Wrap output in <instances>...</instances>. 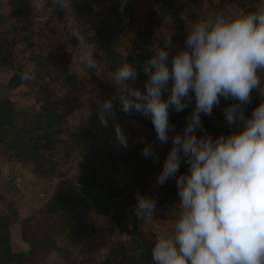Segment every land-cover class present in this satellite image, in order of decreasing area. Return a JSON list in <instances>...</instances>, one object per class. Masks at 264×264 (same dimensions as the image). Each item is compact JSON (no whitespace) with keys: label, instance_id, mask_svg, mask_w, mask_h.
<instances>
[{"label":"clouds","instance_id":"clouds-1","mask_svg":"<svg viewBox=\"0 0 264 264\" xmlns=\"http://www.w3.org/2000/svg\"><path fill=\"white\" fill-rule=\"evenodd\" d=\"M52 2L66 7L65 0ZM120 2L123 11L127 0ZM70 35L77 41L83 71L97 70L96 49L83 26L73 21ZM163 43L154 45L143 62V90L134 83L140 69L125 59L108 76L114 95L97 100L100 125L108 128L112 121L115 138L125 149L128 137L115 122L116 102L125 115L135 112L150 119L161 145L174 133L156 182L163 186L175 178L179 200L173 206L178 211L171 230L156 232L151 262L264 264V99L250 115L242 107L251 103L253 91L264 97V4L254 11L217 12L191 21L183 47L173 44L171 32ZM20 79L27 83L35 76L22 71ZM221 98L235 101L223 108L235 130L213 137L201 115L210 116ZM193 99L186 126L176 132L170 111H184ZM141 156L160 162L151 143H144ZM181 163L188 165L186 173H180ZM135 200L130 214L153 219L156 200L139 191Z\"/></svg>","mask_w":264,"mask_h":264},{"label":"trees","instance_id":"trees-1","mask_svg":"<svg viewBox=\"0 0 264 264\" xmlns=\"http://www.w3.org/2000/svg\"><path fill=\"white\" fill-rule=\"evenodd\" d=\"M105 1L110 3L102 9L94 10V4ZM259 1L217 0V8L221 9L228 4L245 6ZM74 2L78 14L84 16L88 23L86 31L83 32L89 42L94 44L97 59L103 64L104 72L110 75L126 59L140 69L134 83L143 90L147 77L142 71V65L151 55V47L157 41L152 16H147L150 20L147 26H137L134 36L123 40L120 29L133 22L138 25L133 0H127L123 11L120 0ZM47 4L53 5L52 0H47ZM185 5L183 0H162L158 7L162 14L169 15L171 27L182 35H185L187 23L193 17L185 15ZM28 9V0H13L8 16L0 12V72L13 70L6 83L11 89L23 84L20 79L22 71H31L35 79L27 84L34 92L36 102H43L37 110L34 107L15 108L0 96V163L11 171L16 165L28 167L36 177L46 179L63 174L60 165L70 156L69 149L72 148L81 157V167L75 189L60 186L19 221L20 238L27 243V249L15 250L12 247L10 227L17 222V211L11 202L7 204L6 211H0V264H43L46 257L53 253L62 255L65 252L67 246L64 247L59 240L72 242L93 234V225L77 214L69 213L75 206L90 209L97 215H110L111 226L108 233H119L128 237L127 242H119L102 259L85 258L75 264H152L151 248L155 235L145 233L140 228L139 222L143 218L133 216L130 225L128 216L136 203L135 193L139 191L146 195L150 177L162 170L163 161L170 150L169 143L157 147L147 137L135 133L131 146L113 150L108 143L110 129L106 137L99 139L93 125L69 124L68 116L74 110L85 106L79 93L82 86L77 84L80 81L65 85L66 92L59 99L51 98L49 90L51 84L61 79L58 68L66 62L67 51L49 52L47 55L41 51L33 52L26 60V63L30 61L32 65L28 69H23L13 59V46L30 37L28 30L33 21L26 20L15 30L9 24L8 18L26 13ZM118 24L119 28L116 27ZM121 46L128 51L123 52ZM24 64L23 61L22 65ZM99 82L106 92V98L114 95L115 92L109 90V84H104L101 80ZM262 99L264 98H260L258 91H253L251 103L242 106L245 115H250ZM234 102L221 98L220 106L215 107L210 116L202 114L201 121L205 129L215 125L224 128L228 134L234 131L235 126L230 128L223 114V108ZM119 106V102H116V118L121 113ZM193 107L190 104L179 113L170 111L169 122L175 125L176 132L186 126V117ZM129 116L137 122L152 126L151 120L141 114L133 112ZM170 135L174 133L170 132ZM141 137L144 138L143 143L138 142ZM65 141L69 144L65 145ZM144 143L154 145L160 157L159 164L141 156ZM62 144L64 152L61 150ZM185 166L186 163H181L180 171ZM15 178L16 175H12V179ZM151 197L156 200V206H164L168 210L179 200L177 189L168 182L160 186Z\"/></svg>","mask_w":264,"mask_h":264},{"label":"rangeland","instance_id":"rangeland-1","mask_svg":"<svg viewBox=\"0 0 264 264\" xmlns=\"http://www.w3.org/2000/svg\"><path fill=\"white\" fill-rule=\"evenodd\" d=\"M162 0H133V8L138 17V25L131 23L125 25L120 29V35L123 40H127L134 36L137 26L145 27L149 24L148 15L152 16L154 29L157 34V41L154 42L153 46L159 44L164 47L163 38L169 32L172 33L173 44L178 47H183L184 40L187 35V28L185 35L178 33L171 27L169 22V15L162 14L158 7ZM186 5L184 7L185 15L193 17L188 21L187 25L198 18L207 17L209 14H215L217 12H230L237 10L254 11L256 8L264 4V0H260L254 4H247L245 6L238 5H226L223 8H217V0H183ZM13 0H0V12L8 16L11 12V4ZM29 9L26 13H22L19 16L9 17V24L12 25L15 30L19 29L26 20L33 21L32 26L28 30L30 35L29 38L18 42L12 48L13 59L18 65L23 66V69L31 68V62L26 60L31 53L41 51L47 55L49 52L62 53L67 51L68 57L66 62L59 66L58 75L60 78L58 82L51 84L50 96L54 99H59L66 92L67 86L71 85L76 80L80 81L77 83L81 85L79 93L82 97V102L85 104L84 107H80L74 110L68 116V123H84L94 126L97 131L98 138L102 139L109 134V146L113 150L122 149L115 138L114 129L112 127V121L110 126L104 128L100 125L97 117V100L106 99V92L99 85V81L102 83L109 84V90L115 92V88L112 86L109 79V74L104 72L103 64L98 61L97 54L95 53V59L99 63L97 70L92 71L86 69L83 71V66L79 60V56L76 52L77 41L70 35V30L73 21L83 26V31H86L88 23L85 21V17L78 14L74 0H65V8L59 6L47 4V0H28ZM110 1L100 2L94 4V10H99L108 5ZM117 28L120 24L116 25ZM151 47V50L153 48ZM122 47V46H121ZM123 52L128 51L122 47ZM23 61L25 62L22 65ZM13 70H6L0 72V96L2 99L8 100L7 103H11V107L15 108H30L34 107L35 110L39 108L40 103L36 102L34 92L31 90L29 84L24 83L15 88H8L6 83L9 77L12 75ZM68 82V83H67ZM75 85V84H74ZM112 87V88H110ZM260 98L261 93L258 91ZM165 99L167 94H165ZM194 99L191 103L194 106ZM89 106V107H88ZM120 109V106H119ZM118 122L125 135L128 137V147L132 145L134 141V134L140 133L142 136L147 137L154 145L161 147V144L156 139L155 130L151 125L137 122L132 116H127L124 113L118 114L116 121ZM184 127L178 132L182 133ZM207 133L213 137H217L221 134L227 135L228 132L220 127L213 126L212 128L206 129ZM197 135H204V133L197 132ZM169 148H171V137L169 136ZM65 145L69 143L64 142ZM63 144L61 147L64 152ZM60 149V148H59ZM70 156L64 160V163L60 165L61 171L63 172L60 176L50 177L41 179L36 177L28 167L15 166L14 170L11 171L9 167L0 165V211L7 210V204L11 202L14 210L17 211V222L10 227V236L12 247L15 250H25L28 248L27 243L23 242L20 238L19 221L26 217L31 210H33L39 203L43 201L48 195L53 193L60 186L68 187L73 190L76 186V179L80 173L81 157L77 155L74 149H69ZM188 171V165L180 171V173H186ZM160 171L154 173L150 179L149 184L146 186V196H152L155 194L160 186L157 185V176ZM12 175H16L15 179H12ZM179 175V173H178ZM174 188L177 189L175 178H171L167 181ZM178 211L177 207L172 206L169 210L164 206H156V210L153 219H142L139 222L140 228L149 234L156 235L157 231L168 229L171 230L172 223L175 220V213ZM72 215L77 214L81 219L94 226V232L87 238L77 239L72 242L62 241L63 246H67L65 252L62 255L52 254L43 261V264H75L76 261L91 258V259H102L105 254L112 248L117 246L119 242H127L128 237L123 234L114 233L109 234V227L111 226L110 215H97L92 210L75 206L69 210ZM69 218L71 216H68ZM133 216H128V221L131 225ZM71 222V220H70ZM64 246V247H65Z\"/></svg>","mask_w":264,"mask_h":264}]
</instances>
